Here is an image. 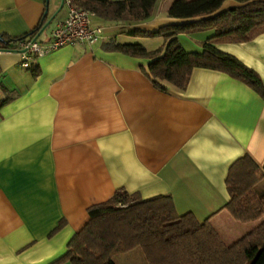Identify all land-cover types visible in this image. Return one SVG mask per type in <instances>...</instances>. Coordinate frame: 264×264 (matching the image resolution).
I'll return each mask as SVG.
<instances>
[{
  "label": "crops",
  "instance_id": "crops-1",
  "mask_svg": "<svg viewBox=\"0 0 264 264\" xmlns=\"http://www.w3.org/2000/svg\"><path fill=\"white\" fill-rule=\"evenodd\" d=\"M45 1L0 0V34L34 29ZM169 1L157 0L151 17L137 23L95 18L106 29L102 41L33 56L36 75L21 66L19 51H0V264H49L89 220L88 207L118 188L143 198L169 194L179 214L208 220L222 238L248 231L240 225L248 222L224 208L230 199L225 180L231 163L246 153L264 164V99L206 68H194L185 89L161 91L139 70L147 59L103 48L110 39L147 48L149 39H162L125 31L192 20L167 16ZM60 3L48 0L47 17ZM236 4L226 0L219 11ZM64 16L63 6L37 40L49 39ZM212 35L199 31L178 40L186 51L200 52ZM215 45L264 84V33ZM60 220L65 225L49 236Z\"/></svg>",
  "mask_w": 264,
  "mask_h": 264
},
{
  "label": "trees",
  "instance_id": "trees-1",
  "mask_svg": "<svg viewBox=\"0 0 264 264\" xmlns=\"http://www.w3.org/2000/svg\"><path fill=\"white\" fill-rule=\"evenodd\" d=\"M226 0H173L166 15L192 19L164 24L156 30L129 27L130 36L159 37L160 46L148 50L138 42L114 39L103 48L147 59L139 70L153 86L167 91L168 85L185 89L194 68L216 70L245 83L264 99V84L256 71L235 56L216 47L221 42H247L264 33V0H234L236 5L219 11ZM157 0H75L108 23H137L151 17ZM46 9V1H45ZM45 11V10H44ZM47 14L38 25L17 37L0 34V51H20V44L38 36ZM197 18V19H195ZM213 31L200 52L186 51L179 34ZM36 56L30 54V59ZM28 68L32 63L28 61ZM33 74L38 70L33 66ZM264 164L249 154L237 158L228 168L225 184L229 201L224 208L240 222L260 220L248 233L227 244L208 220L176 211L172 196L159 194L143 198L138 192L118 188L105 201L88 207L89 220L69 239L66 251L49 264H115L112 256L141 248L148 264H264ZM65 225L60 220L52 236Z\"/></svg>",
  "mask_w": 264,
  "mask_h": 264
},
{
  "label": "built area",
  "instance_id": "built-area-1",
  "mask_svg": "<svg viewBox=\"0 0 264 264\" xmlns=\"http://www.w3.org/2000/svg\"><path fill=\"white\" fill-rule=\"evenodd\" d=\"M65 16L57 20L49 39L42 42L37 37L20 44L21 66L28 67L30 54L41 56L64 45H86L92 47L105 38V26L95 22L94 12L75 3L63 0Z\"/></svg>",
  "mask_w": 264,
  "mask_h": 264
},
{
  "label": "rangeland",
  "instance_id": "rangeland-1",
  "mask_svg": "<svg viewBox=\"0 0 264 264\" xmlns=\"http://www.w3.org/2000/svg\"><path fill=\"white\" fill-rule=\"evenodd\" d=\"M169 1V0H168ZM173 0H170L166 6V8L171 4ZM52 27V23H50L43 31L42 34H46L50 28ZM43 36V35H42ZM130 42V41H128ZM162 43V40H157L154 38L149 39L146 42V46L149 49H155L158 46H160V44ZM264 186V179L258 184V187L260 189V187ZM260 222V220H253V221H249L248 223L245 224H240V225H247L246 227H248V231L252 230L258 223ZM223 223V222H222ZM240 223V222H239ZM226 227L228 226L227 223H225ZM249 225V226H248ZM247 230L244 231V233H236V234H232V233H221L223 236V240L226 243H232L234 241H236L238 238H240L243 234H245V232H248ZM238 234V235H237ZM240 234V235H239ZM238 236V237H237ZM112 260L114 261L115 264H148L145 253L143 252V250L141 248H135L131 251L125 252V253H117L114 254L112 256Z\"/></svg>",
  "mask_w": 264,
  "mask_h": 264
},
{
  "label": "water",
  "instance_id": "water-1",
  "mask_svg": "<svg viewBox=\"0 0 264 264\" xmlns=\"http://www.w3.org/2000/svg\"><path fill=\"white\" fill-rule=\"evenodd\" d=\"M47 2H48V0H46V4H47ZM62 7H63V0H61V3H60V6H59L58 11L60 9H62ZM58 11L55 12L53 15H51L50 17L47 18V21L43 25V27L41 29V32L53 21V19L55 18L56 14L58 13ZM44 13H45V15L47 14V8L45 9Z\"/></svg>",
  "mask_w": 264,
  "mask_h": 264
}]
</instances>
